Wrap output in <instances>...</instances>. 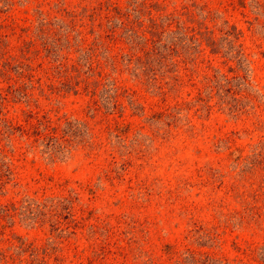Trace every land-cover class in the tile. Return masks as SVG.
<instances>
[{"label": "rangeland", "instance_id": "1", "mask_svg": "<svg viewBox=\"0 0 264 264\" xmlns=\"http://www.w3.org/2000/svg\"><path fill=\"white\" fill-rule=\"evenodd\" d=\"M111 1L122 12L137 2L153 3L144 16L157 17L159 29L167 28L157 46L161 53L165 45L172 47L178 60L167 67L174 85L167 95L151 90L126 67L124 44L105 40L97 44L101 64L94 65L104 70L101 81L107 85L100 88L116 94L117 107L102 105L100 95L83 85L66 91L59 80L51 89L43 82L48 95L28 88L29 100L15 93L2 101V113L14 122L24 123V111L32 108L39 116L77 119L87 128L52 157L23 144L18 130L10 138L1 134L11 173L0 188V248L12 256L0 264H29L27 258L35 256L32 248H20L19 236L38 251L46 246L47 264H264L251 249L264 244V221L241 220V204L225 193L236 185L237 154L264 153V0ZM106 2L0 0V51L17 58L30 38L40 48L43 17L56 31L63 21L74 22L95 46L90 11L101 14ZM205 26L219 39L216 53L198 41ZM80 51L74 44L69 55L76 58ZM108 53L118 68L112 57L106 61ZM40 68L37 76L43 75ZM7 82L0 80L2 93ZM106 99L113 104L114 98ZM165 107L169 115L151 117ZM31 198L58 204L63 229L52 228L50 220L58 216L36 224L35 216L21 212ZM14 202L15 214L2 217L1 207ZM22 255L25 262L19 261Z\"/></svg>", "mask_w": 264, "mask_h": 264}, {"label": "trees", "instance_id": "2", "mask_svg": "<svg viewBox=\"0 0 264 264\" xmlns=\"http://www.w3.org/2000/svg\"><path fill=\"white\" fill-rule=\"evenodd\" d=\"M114 1L106 2L102 4L99 9L100 13L94 9L90 11L92 21L89 24V31L94 36L92 43L95 46L89 45L85 42L84 34L82 29L75 26L74 22L63 21V25H60L61 31H56L50 26L51 21L49 17H43V23L41 28H37L41 31L40 36H42V46L40 48L33 46V42L30 38L26 42V48L22 52V55L17 58H11L6 55L3 51H0V80L5 79L7 82L6 92L2 93L0 91V104L3 100L9 99V96H14L15 93H20L25 99L29 100L33 94L28 88H36L40 93H46L47 90L44 87L43 82H47L48 87H55V83L60 82L61 86L66 91L73 90V92L78 91V87L83 85L86 91H91L93 93H98L101 98V103L104 106L117 107L120 102H117L116 94H107L106 88H100V85H107L101 81L105 77L104 70L102 68H96L94 64L100 66L101 61L98 58V42L103 43L105 40H109L110 44L116 46L120 45L121 42L124 44V48H127V68L133 67L136 70L135 77L140 79L148 88L157 92L162 91L163 94L167 95L169 92L168 87L173 86L174 82L169 80V70L167 67L171 63H177L175 56H171V48L166 45L163 48V53L158 51V40L165 35V29H159V22H157V17L153 15L144 16L150 13V4L146 2H138L134 7H128L127 11L123 10ZM155 3V2H154ZM138 6V7H137ZM112 11V12H111ZM83 12V11H82ZM87 14V13H85ZM100 17H102L105 23L101 20L95 22ZM74 18V17H73ZM76 22V21H75ZM45 23V27L44 26ZM87 24V23H86ZM108 25V27L106 26ZM168 25V23H167ZM97 26V27H96ZM118 26V27H117ZM234 28V27H232ZM199 43L204 44L208 47L210 52H218L219 45L218 40L214 33L205 26L204 29L198 32ZM78 36V38H76ZM105 41V42H106ZM76 45L81 49L80 55L76 58L70 57V49L73 45ZM1 49V42H0ZM126 52V51H125ZM178 56H180V50L177 51ZM41 55V61L36 63L37 58ZM158 56L160 58H158ZM45 57L48 61V65L45 67L42 58ZM112 57V66L118 68L117 59L108 53L106 56V61ZM177 57V56H176ZM182 57V56H181ZM172 60V61H171ZM163 66L164 71L156 70V64ZM186 65V62H185ZM42 66L38 70L43 71L42 76H37L35 71L37 68ZM185 67V66H184ZM153 68V69H152ZM45 69V70H44ZM179 74V70H175ZM41 77V78H40ZM180 77L184 78L181 72ZM175 76L173 80L176 83L181 82V78ZM57 80V81H56ZM56 81V82H55ZM38 86H36V84ZM25 87V85H27ZM178 84H175V87ZM105 92V93H104ZM102 95V96H101ZM104 96L108 98H114L113 104L111 102H105ZM106 99V100H107ZM94 103L97 101H93ZM133 102V100H132ZM36 106L39 103L38 98L36 99ZM28 103L27 105H29ZM169 108L165 107L162 111L154 112L151 117H160L168 114ZM24 111V110H23ZM38 110L33 111L29 108L24 111L26 118L25 122H14V120L8 118L2 113L0 109V135L3 134L10 138L15 131H19V136L24 137L23 144H28V147L34 148L36 146L41 147V151L52 157L58 152H62L67 144H71L74 139L81 136L84 133L87 124L80 122L77 119H69L65 117L61 122L54 121L52 117L42 114L37 115ZM164 115V116H163ZM119 126V124H117ZM2 135L0 136V188L10 179L9 174L11 170L4 158L3 146L1 144ZM260 154H264L261 151L252 152L249 155L237 154L236 165L234 166L235 174L237 176L235 181V187L228 186L225 189V193L234 194L235 199L241 204L244 212H240L239 216L241 220H249L250 218L260 219L264 221V161ZM242 155V156H241ZM245 159L246 167L242 166V159ZM241 160L240 162L238 160ZM31 205L24 207L21 211L27 214L29 218L33 219L34 223H42L49 217L58 216L60 212L57 211L58 204L48 203V198L39 199L31 198ZM18 206L14 203H8L5 207H1L2 217H11L16 211ZM46 209V210H45ZM37 214H46L47 216L40 217ZM66 217V216H65ZM51 224L53 229L61 227L63 222L60 216L51 218ZM65 223V222H64ZM60 229H63L62 227ZM19 246L21 249L28 247L35 253V256L31 259L25 257L24 255L19 256V261L25 262L26 258L29 264H47L46 258L49 254L46 252V246H39L34 249V246L30 242H26L20 236ZM28 245V246H27ZM169 248L170 244H166ZM256 250L259 256L264 259V244L259 247L251 248ZM43 252V255L39 256ZM171 252V251H170ZM11 253H6L0 248V259L10 258ZM211 257H205L204 261H207ZM226 262V261H224ZM248 264V263H244Z\"/></svg>", "mask_w": 264, "mask_h": 264}]
</instances>
